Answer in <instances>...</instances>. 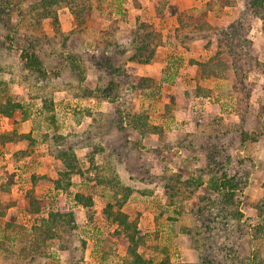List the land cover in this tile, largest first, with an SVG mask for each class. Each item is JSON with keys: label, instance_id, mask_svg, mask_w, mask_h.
Listing matches in <instances>:
<instances>
[{"label": "rangeland", "instance_id": "1", "mask_svg": "<svg viewBox=\"0 0 264 264\" xmlns=\"http://www.w3.org/2000/svg\"><path fill=\"white\" fill-rule=\"evenodd\" d=\"M195 1L210 35L182 46L177 15L194 1L0 0V81L22 104L0 117V132L19 136L0 147V264L125 263L128 233L107 204L135 224L137 251L154 264H194L195 251L206 264H264V10ZM112 24L141 29L162 63L144 70L117 38L104 41ZM215 53L219 78H200L189 61ZM197 79L209 98L185 94ZM59 136L80 166L69 177L54 157ZM223 175L236 184L231 207L198 186ZM50 213L70 230L42 241L33 226Z\"/></svg>", "mask_w": 264, "mask_h": 264}, {"label": "trees", "instance_id": "2", "mask_svg": "<svg viewBox=\"0 0 264 264\" xmlns=\"http://www.w3.org/2000/svg\"><path fill=\"white\" fill-rule=\"evenodd\" d=\"M217 1V4L219 5L220 8H226V5L233 6L235 5L234 0H215V3ZM251 1V6L257 8L254 10L256 12L258 9L264 10V0H250ZM200 8H194L193 11L194 13L192 15H199L200 13ZM257 13V12H256ZM189 13L186 12H180L177 15V25L174 30V34L176 39L180 40V44L182 46L186 45V42L189 40H196V39H203L207 35L206 29L208 28V24L202 19L203 15H200V17H194L192 15H186ZM201 14V13H200ZM202 17V18H201ZM56 23V22H55ZM112 23V22H111ZM145 25H142L144 27ZM148 28L152 29L151 25H147ZM141 29L138 31L135 30H121L117 25H110L105 31L102 32L103 36L102 39L108 40L112 39L113 36L116 39V42L114 43L117 45V50L125 53V52H133L132 59L134 62L138 64H151L156 61V57L154 56L155 54V49L152 50V45L151 42L145 43L142 42V32ZM122 33L121 36H118L117 34ZM148 44V45H147ZM110 48V49H109ZM106 47V51L108 53H112L113 48L112 46ZM156 48V47H155ZM23 51V50H22ZM25 55L22 54V58L26 60V64H32L30 66L27 65L28 69H32L35 71H42L41 70V63L38 60V57L35 54H30L27 51H25ZM103 52V51H102ZM99 53V52H98ZM222 57L220 53H215L214 55H211L207 58L206 61H200V60H190L189 65H194L197 67L198 72L201 73L200 78L203 79H216L219 78L222 69ZM28 61V62H27ZM30 62V63H29ZM172 70H167V68L164 69L163 75L164 78H162V81H166L167 79H174L175 75L178 74V67L175 66L174 68L171 67ZM169 72V74L167 73ZM167 73V75L165 74ZM166 75V77H165ZM149 80V79H148ZM152 81V80H149ZM197 85L194 87V89H190L186 91V95L188 97H191L194 95V97H199V98H205L207 96L205 95H196L197 92L200 93L199 91H204V88L199 85L198 79ZM167 82V81H166ZM22 104L16 100L13 99V96L9 92V86L6 82L0 81V116L12 118L17 112L21 111ZM137 124V123H136ZM133 129H136V125H131ZM16 132L13 130L11 133L10 132H0V147L5 146L6 144L13 143V141L19 137L16 136ZM53 135V134H52ZM58 135H54L56 137ZM53 137V136H52ZM70 146L65 147L63 144V139L62 137H58V144L56 143L55 145V158L60 161V163L63 165L64 170L61 172L60 175L63 177H69L71 175L77 174V171H79L80 166L77 162V159L74 157V155L68 154V149ZM169 149H171L169 147ZM168 149V150H169ZM224 177H220L218 179L212 178L209 181L205 180L204 183H200L198 186H203L205 185V191L206 193H213L216 194L220 197L221 202L225 203L226 205H229L231 207V204L233 202V192L236 189V184L233 182V179L227 178L225 175ZM59 180L60 178L55 180L56 186L59 185ZM78 197V196H76ZM33 202V201H30ZM29 204L31 205V203ZM84 207H88V205H83ZM110 206V204H107L104 210V214L106 215V218H111V220L114 223H117L118 226H121L122 229L126 233H128V241L129 243L127 244V254H128V260L125 261V263L121 264H154L153 260L150 258L144 257L141 253L137 251L139 242L137 239L136 233V226L133 224L131 221H129L126 218L125 214L120 213L119 211L114 212ZM177 212V211H176ZM111 215H113L111 217ZM67 216H70V221L71 225L73 224L74 218L71 213L67 214ZM64 214H58V213H50L48 214L47 218L40 219V222L36 225H34V233L38 236V238H41L42 241H46L49 239H52L54 237H58L59 232L62 233H67L69 232L70 228L65 230V224L64 223ZM209 221V220H208ZM210 223V222H209ZM205 225V224H204ZM206 227H208L206 225ZM33 229V228H32ZM196 229V233L199 235L201 234V228L198 226ZM195 235V234H194ZM59 248H66L70 252V256L74 254V248L67 244H59ZM196 250V249H195ZM73 257V256H72ZM201 254L195 251V263L194 264H206L203 263V260L201 258ZM73 258L70 260L71 262ZM74 264H76L74 262ZM160 264H169L166 260L162 259L160 261Z\"/></svg>", "mask_w": 264, "mask_h": 264}, {"label": "crops", "instance_id": "3", "mask_svg": "<svg viewBox=\"0 0 264 264\" xmlns=\"http://www.w3.org/2000/svg\"><path fill=\"white\" fill-rule=\"evenodd\" d=\"M190 1H194V3H193V9L194 8H199V6L198 5H196V3H197V1H195V0H190ZM131 19V18H130ZM138 19V18H137ZM136 18H133V22L132 23H130V22H128V23H125V26L126 27H128V28H133L134 26H135V24H136V20H137ZM156 20V18L154 17V20H152L151 21V23H154V24H156L154 21ZM159 63H162V61L161 60H158V62H153V63H151V64H140V67H142L144 70H149L150 68H152L154 65H156V64H159ZM153 70V69H152ZM152 75V74H151ZM154 76V75H153ZM152 76V77H153ZM156 76H158V75H156ZM164 82H166V81H163V83ZM162 83V84H163ZM166 84L168 85V83L166 82ZM166 85H165V83H164V87H165ZM165 88H167V86L165 87ZM206 98H209V97H206ZM0 117H2V119H5V120H8V119H11V118H8V117H4V116H0ZM7 145V144H6ZM5 145V146H6ZM170 148H172V147H170ZM165 153H166V151H165Z\"/></svg>", "mask_w": 264, "mask_h": 264}]
</instances>
